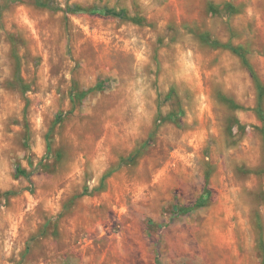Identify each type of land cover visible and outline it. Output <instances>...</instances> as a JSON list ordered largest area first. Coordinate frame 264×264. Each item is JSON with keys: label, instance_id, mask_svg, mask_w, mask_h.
Listing matches in <instances>:
<instances>
[{"label": "rangeland", "instance_id": "1", "mask_svg": "<svg viewBox=\"0 0 264 264\" xmlns=\"http://www.w3.org/2000/svg\"><path fill=\"white\" fill-rule=\"evenodd\" d=\"M53 6L0 0V264H264V98L221 45L264 84V0Z\"/></svg>", "mask_w": 264, "mask_h": 264}, {"label": "trees", "instance_id": "2", "mask_svg": "<svg viewBox=\"0 0 264 264\" xmlns=\"http://www.w3.org/2000/svg\"><path fill=\"white\" fill-rule=\"evenodd\" d=\"M35 4L41 8H47V9H53V0H35ZM91 11H95V9H88V8H83L79 5H74L73 7H67L66 8V12L69 13H79V12H91ZM119 15H121L122 17L125 16V10L121 9L118 11ZM133 21H137V19L133 18ZM214 44H217V42H215ZM224 48L230 50L232 53H234L235 55H237L242 63L250 70L252 77L254 79L255 82V86L257 89V111L258 113H260L261 117H262V105H263V98H264V84L262 82H260L259 78L257 77V75L255 74V72L253 71L251 65L249 64V62L247 61V58L245 57L244 54H242L240 52V50L233 46L230 43L227 44H221ZM74 102V98H71V103L73 105ZM186 210L191 209L190 207H186Z\"/></svg>", "mask_w": 264, "mask_h": 264}]
</instances>
